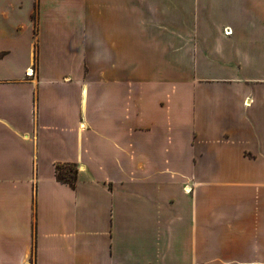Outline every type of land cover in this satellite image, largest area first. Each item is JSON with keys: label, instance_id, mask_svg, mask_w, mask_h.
Here are the masks:
<instances>
[{"label": "crops", "instance_id": "1", "mask_svg": "<svg viewBox=\"0 0 264 264\" xmlns=\"http://www.w3.org/2000/svg\"><path fill=\"white\" fill-rule=\"evenodd\" d=\"M0 264H264V0H0Z\"/></svg>", "mask_w": 264, "mask_h": 264}, {"label": "trees", "instance_id": "2", "mask_svg": "<svg viewBox=\"0 0 264 264\" xmlns=\"http://www.w3.org/2000/svg\"><path fill=\"white\" fill-rule=\"evenodd\" d=\"M57 178L59 181L69 183L76 187L78 177V167L75 163L57 164Z\"/></svg>", "mask_w": 264, "mask_h": 264}, {"label": "built area", "instance_id": "3", "mask_svg": "<svg viewBox=\"0 0 264 264\" xmlns=\"http://www.w3.org/2000/svg\"><path fill=\"white\" fill-rule=\"evenodd\" d=\"M226 33L227 34H230V33H232V30L231 29H226ZM36 64H32V65H30L27 69H26V75L28 76V77H32V76H34L35 74H36ZM184 191L186 192V193H190V191H191V188L188 186V185H186L185 187H184Z\"/></svg>", "mask_w": 264, "mask_h": 264}]
</instances>
